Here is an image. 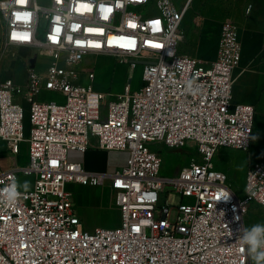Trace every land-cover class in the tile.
I'll use <instances>...</instances> for the list:
<instances>
[{
  "label": "built area",
  "instance_id": "1",
  "mask_svg": "<svg viewBox=\"0 0 264 264\" xmlns=\"http://www.w3.org/2000/svg\"><path fill=\"white\" fill-rule=\"evenodd\" d=\"M191 1L0 0V64L4 49L31 51L22 84L0 76V142L12 159L27 146L23 164L0 163V264H255L239 236L251 211L264 223V164L248 167L239 194L215 163L220 149L249 151L256 120L254 106L234 103L239 27L222 24L211 63L180 53ZM39 57L48 59L41 71ZM88 57L142 66V85L107 101L114 94L94 88ZM43 93L65 102H43ZM157 145L195 154L165 177ZM90 150L125 152L126 165L95 174L70 158ZM20 175L33 186L9 203ZM107 181L121 223L89 231L67 185Z\"/></svg>",
  "mask_w": 264,
  "mask_h": 264
},
{
  "label": "crops",
  "instance_id": "2",
  "mask_svg": "<svg viewBox=\"0 0 264 264\" xmlns=\"http://www.w3.org/2000/svg\"><path fill=\"white\" fill-rule=\"evenodd\" d=\"M189 1L175 0L174 3L178 9H182ZM226 20L238 25L242 43V61L235 71L234 103L254 106L257 112L249 151L231 149L230 152H223L220 149L215 161L217 169L225 172L232 184L236 172L245 174L250 165L264 164V0H192L183 22L185 40L190 42L185 54L211 63L217 58L222 24ZM97 91L108 94L102 86ZM120 93L121 90H118L113 96H107L106 100H114V96ZM23 152L22 157L26 160L27 148ZM1 158L2 166L11 165L10 158ZM70 158L81 162L87 172L109 175L126 165L128 154L90 150L85 154L73 152ZM70 184L73 183H69L67 188ZM99 188L107 193L112 192L110 181ZM109 205L111 215L105 219L106 226H119L121 214L115 205L113 192ZM98 220L95 218V226L87 227L97 228Z\"/></svg>",
  "mask_w": 264,
  "mask_h": 264
},
{
  "label": "rangeland",
  "instance_id": "3",
  "mask_svg": "<svg viewBox=\"0 0 264 264\" xmlns=\"http://www.w3.org/2000/svg\"><path fill=\"white\" fill-rule=\"evenodd\" d=\"M44 1L45 0H39V3H43ZM1 27L2 22L0 20V28ZM182 33L184 35V39L180 45V53L185 54L186 52L188 53L190 42L185 40L184 22L182 24ZM3 51L4 55L8 56L9 59L4 58V60L1 62L0 76H13V79L16 81L17 84H22L24 82L27 71L26 60L30 56L31 51L12 48H7ZM47 64L48 59L46 57H39L37 61V71L44 70L47 67ZM89 67L94 68L96 78L94 80L93 86L96 90L99 86H102L104 87V90L107 93H115L118 90H121V92H123L127 84H130L133 90L138 89L142 85V66L131 68L130 65L123 64L115 58L88 57L86 58L83 64V68L88 69ZM40 100L43 102L55 101L59 104H64L65 102V98L58 93H43L40 96ZM26 125H29L28 115L26 116ZM25 148H27L26 144L22 146L23 150H25ZM153 150L160 153L163 159L161 175L165 177H171L178 173L180 169L188 163L189 158L195 154V151L191 150L189 147L183 149H170L164 145H157L156 147H153ZM221 151L230 152L231 149H221ZM24 152H22L20 158L23 156ZM218 155L219 152L217 156ZM8 156L9 153L6 151L5 144L0 142V159L2 160L1 157L7 158ZM20 158H10L11 166L18 163L23 164V162L25 161L24 157H22L21 159ZM24 181L29 182L30 187L28 189H30L33 186L34 177L20 175L18 182L23 183ZM245 182L246 173L241 174L239 172H236L233 183H229L232 185L233 189L236 192L242 194L244 192ZM67 190L70 191V193L72 194V201L75 210L77 214L81 217V219H83V223L86 229H88L89 231L95 229V227L92 229L88 228L96 225L95 218H97V220H100V222L98 220L97 227H118L106 226L105 222L106 217L111 215V211L109 208V203L112 199L111 191L107 193L99 187L82 186L75 183L70 184ZM169 202L177 204L179 202V199L177 198V196L172 195L169 197ZM260 214L262 213H258L255 210L251 211L250 216L247 220L248 227L253 224L261 223Z\"/></svg>",
  "mask_w": 264,
  "mask_h": 264
},
{
  "label": "clouds",
  "instance_id": "4",
  "mask_svg": "<svg viewBox=\"0 0 264 264\" xmlns=\"http://www.w3.org/2000/svg\"><path fill=\"white\" fill-rule=\"evenodd\" d=\"M29 187L28 181L20 183L13 179L6 190L8 202L11 203L16 199L19 195V189L22 188L26 191ZM220 198L227 200L229 193L222 191ZM240 233H242L239 236L241 251L246 249L248 256L255 261V264H264V223H257L247 228H241Z\"/></svg>",
  "mask_w": 264,
  "mask_h": 264
},
{
  "label": "water",
  "instance_id": "5",
  "mask_svg": "<svg viewBox=\"0 0 264 264\" xmlns=\"http://www.w3.org/2000/svg\"><path fill=\"white\" fill-rule=\"evenodd\" d=\"M35 63H36V59L35 58H33V59L30 60V66H31V68H34L35 67Z\"/></svg>",
  "mask_w": 264,
  "mask_h": 264
}]
</instances>
